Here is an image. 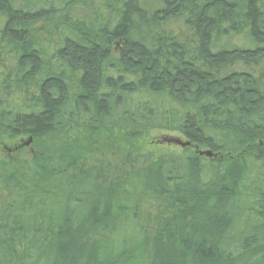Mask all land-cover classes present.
Wrapping results in <instances>:
<instances>
[{
	"label": "trees",
	"instance_id": "trees-1",
	"mask_svg": "<svg viewBox=\"0 0 264 264\" xmlns=\"http://www.w3.org/2000/svg\"><path fill=\"white\" fill-rule=\"evenodd\" d=\"M155 131L189 145L114 179L86 151L24 159L0 264H264L261 0H0V142Z\"/></svg>",
	"mask_w": 264,
	"mask_h": 264
},
{
	"label": "rangeland",
	"instance_id": "rangeland-1",
	"mask_svg": "<svg viewBox=\"0 0 264 264\" xmlns=\"http://www.w3.org/2000/svg\"><path fill=\"white\" fill-rule=\"evenodd\" d=\"M156 1L157 0H145V3L147 5H153ZM87 136V134H83L81 137H78V135L66 137V134H60L46 138L36 144H34L30 138L19 139L12 143L0 142V162L5 163V167L2 170L4 177L0 185V199H6L5 197H7L8 193L14 196L15 192H17L16 188L11 187V183L9 184L7 182L8 176L12 174L14 170H24L26 166L23 160L30 155H34V151H46L48 153H51L53 150L62 151V153H80L86 151L88 154V160H86L87 166L100 168L102 164L101 169H104L111 175L110 179H114L113 177L120 175V173L127 168H124L122 164L127 157L135 158L137 155H148L154 158H167L169 155H178L183 152L182 149L177 146H169L161 142L164 138H180L175 133L150 132L135 142L124 135L111 132L107 133L103 140L94 139L91 143L92 145H88V142L96 135L92 137L89 136V141ZM62 145H66V149H62ZM160 208V204L157 207V202L154 200L151 201L149 221L154 219V216L157 215L156 212H159L158 209Z\"/></svg>",
	"mask_w": 264,
	"mask_h": 264
},
{
	"label": "water",
	"instance_id": "water-1",
	"mask_svg": "<svg viewBox=\"0 0 264 264\" xmlns=\"http://www.w3.org/2000/svg\"><path fill=\"white\" fill-rule=\"evenodd\" d=\"M261 2L264 4V0H261ZM30 141V139H29ZM171 142L174 143L175 145L177 146H180L181 148L185 147V146H188L189 144L188 143H182L179 139H171ZM198 154L200 156H206V157H209L210 156V153L209 152H198Z\"/></svg>",
	"mask_w": 264,
	"mask_h": 264
}]
</instances>
